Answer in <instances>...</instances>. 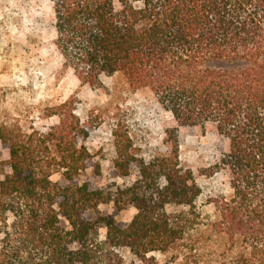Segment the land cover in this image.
<instances>
[{
	"label": "trees",
	"instance_id": "obj_1",
	"mask_svg": "<svg viewBox=\"0 0 264 264\" xmlns=\"http://www.w3.org/2000/svg\"><path fill=\"white\" fill-rule=\"evenodd\" d=\"M51 1L65 66L94 87L115 73L148 87L172 114L171 151L146 160L115 131L124 182L101 187L82 177L92 127L73 109L44 132L1 124L10 172L0 181V264H126L123 248L142 264H158L154 252L166 264H264V0ZM207 124L229 140L215 169L228 171L233 193L203 228L178 132ZM109 202L114 213L100 208ZM129 206L138 212L121 226ZM205 230L238 251L208 253Z\"/></svg>",
	"mask_w": 264,
	"mask_h": 264
},
{
	"label": "rangeland",
	"instance_id": "obj_2",
	"mask_svg": "<svg viewBox=\"0 0 264 264\" xmlns=\"http://www.w3.org/2000/svg\"><path fill=\"white\" fill-rule=\"evenodd\" d=\"M56 38L51 0H0V125L44 132L61 122V111L73 109L82 123L92 127L85 144L94 160L82 177L101 187L115 188L124 182L114 169L115 131L129 137L133 152L146 160L169 154L171 142L166 130L173 117L154 93L148 87L134 88L121 73L103 75L99 87L81 82L74 70L65 66ZM178 142L181 165L191 170L201 187L196 209L204 228L218 217L216 203L230 199L233 193L228 171L215 169L229 151V140L207 124L181 126ZM8 159L9 150L0 140V181L10 172ZM59 178V174L52 176L53 180ZM134 178L132 172L127 180ZM100 208L107 213L115 211L112 202ZM167 209L174 211L175 207ZM137 212L135 206L123 209L116 215L118 224L127 225ZM106 232L101 227L100 237L105 238ZM199 235L208 253L232 255L238 251L212 232L199 231ZM121 253L126 264H142L128 248ZM152 255L158 264H166L167 254Z\"/></svg>",
	"mask_w": 264,
	"mask_h": 264
}]
</instances>
